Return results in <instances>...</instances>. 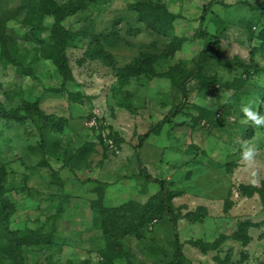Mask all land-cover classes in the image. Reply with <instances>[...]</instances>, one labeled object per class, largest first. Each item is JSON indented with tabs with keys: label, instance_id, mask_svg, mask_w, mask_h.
Instances as JSON below:
<instances>
[{
	"label": "rangeland",
	"instance_id": "obj_1",
	"mask_svg": "<svg viewBox=\"0 0 264 264\" xmlns=\"http://www.w3.org/2000/svg\"><path fill=\"white\" fill-rule=\"evenodd\" d=\"M43 1L0 0V264H167L176 236L180 264H264V127L241 123L264 114V0H222L201 27L212 0H46L77 6L64 35ZM200 28L222 41L204 70ZM110 210L137 234L106 237Z\"/></svg>",
	"mask_w": 264,
	"mask_h": 264
},
{
	"label": "trees",
	"instance_id": "obj_2",
	"mask_svg": "<svg viewBox=\"0 0 264 264\" xmlns=\"http://www.w3.org/2000/svg\"><path fill=\"white\" fill-rule=\"evenodd\" d=\"M94 1V0H93ZM222 0H212L210 1L209 4L205 5L203 7V12L200 17V27L202 24L205 23L207 19V15L211 12V8L214 7L215 5H220ZM43 7L42 10L50 14L55 18V33L56 34H61L64 35L65 29L62 25V22L65 21L67 18L71 17L76 11H77V6L76 8L73 6H67V7H58L56 5H50L47 3L46 0L43 1L42 3ZM222 5V4H221ZM264 31V30H263ZM199 38L202 40H205L208 42V47L205 48L200 55V62L198 66V70H204L209 63L211 62H219L223 63L222 59V41L220 35H217L215 33H211L209 31L203 30L202 28L199 29ZM264 36V35H263ZM54 40L56 42L57 47V55H58V62H59V67L62 72L64 81L67 80L68 76V62L66 58V47H67V41L65 38H62L61 40L58 39L57 36H54ZM224 65H227L225 67H230L231 65L234 66L235 64L232 62L226 63ZM259 69H256L255 72L259 73ZM196 72L192 74L194 76ZM182 91H183V97L184 99L187 98L188 96V90L185 85V83L182 84ZM23 109L25 112L37 116V115H43V112L39 109L38 103H29V102H23L22 104ZM181 112L178 111H173L171 115H167L166 118L160 122L155 128L152 129L150 133H147L143 136L140 137V143H139V148L142 147L143 142L147 140L151 135H157L161 132L163 125L170 121L172 118H176L179 116ZM145 169H142L141 171V176H144L146 174V180L149 182V180H152L151 175L148 173H145ZM2 181V180H1ZM1 187L4 186L3 182H0ZM2 192L5 193L7 190L4 188H1ZM160 195L162 199V205L163 209L168 213V216L170 217L171 222L174 225V232L176 234L177 232V219L169 205V201L167 198L166 194V186L165 182H160ZM63 198V197H62ZM64 199V198H63ZM9 205L10 203L6 201ZM91 209H94V206L91 204ZM105 213V212H104ZM102 213L101 214V228L103 230L104 235L110 236L111 233L118 232L119 233V238L123 239L126 236L137 234V231L133 228V223L127 220L126 213L120 210H110L108 213ZM94 214V212H93ZM55 221V220H54ZM8 225V224H7ZM33 232V231H32ZM13 239L11 240L10 247L15 251H19L24 245H26L25 237L17 238L16 233L13 234ZM28 236V235H27ZM116 239V238H115ZM116 239V241H118ZM174 257L173 260L167 264H180V259L183 257V245L180 243L178 237L176 236L175 244H174Z\"/></svg>",
	"mask_w": 264,
	"mask_h": 264
},
{
	"label": "clouds",
	"instance_id": "obj_3",
	"mask_svg": "<svg viewBox=\"0 0 264 264\" xmlns=\"http://www.w3.org/2000/svg\"><path fill=\"white\" fill-rule=\"evenodd\" d=\"M241 112L243 113L244 119L241 120V123L248 124L251 123L254 127H264V114L253 110L251 103L243 105L241 107ZM242 159L243 161L251 164L255 161V157L258 154L259 149L257 146L245 142L242 145Z\"/></svg>",
	"mask_w": 264,
	"mask_h": 264
}]
</instances>
